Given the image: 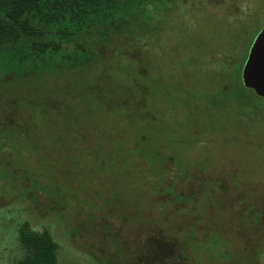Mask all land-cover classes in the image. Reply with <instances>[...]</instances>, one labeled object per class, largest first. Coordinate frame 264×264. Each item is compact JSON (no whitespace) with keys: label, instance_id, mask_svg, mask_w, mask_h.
I'll return each instance as SVG.
<instances>
[{"label":"rangeland","instance_id":"1","mask_svg":"<svg viewBox=\"0 0 264 264\" xmlns=\"http://www.w3.org/2000/svg\"><path fill=\"white\" fill-rule=\"evenodd\" d=\"M165 2L154 18L171 34L151 44L145 34L139 50L126 33L103 51L115 61L146 51L150 72L139 83L162 130L147 131L139 115L119 111L107 122L91 111L83 139L43 130L0 150V264L23 257L25 222L52 233L59 264H264V99L251 96L243 111L232 100L212 105L215 81L202 62L218 52L243 58L264 28V0ZM148 138L182 158L165 161L162 184L154 166L136 162ZM137 171L154 175L155 193L137 184Z\"/></svg>","mask_w":264,"mask_h":264},{"label":"trees","instance_id":"2","mask_svg":"<svg viewBox=\"0 0 264 264\" xmlns=\"http://www.w3.org/2000/svg\"><path fill=\"white\" fill-rule=\"evenodd\" d=\"M165 1L0 0V150L32 144L43 130L61 141L66 133L83 139L96 123L91 111L107 122L119 111L139 115L147 131H161L148 111L150 89L139 83L150 72L145 68L146 51L141 60L119 56L116 61L103 51L120 43L126 33L139 50L145 34H152L150 44L171 34L164 21L154 18L167 9ZM248 55H205L207 77L215 81V94L208 98L212 105L232 100L236 110L243 111L251 96L260 98L242 82ZM119 59L132 68H124ZM144 141L135 147L136 162L154 166L151 172L162 184L165 161L174 160L177 167L182 158L163 156L159 151L169 145L162 138ZM153 177L137 171L136 181L155 193ZM153 199L148 198L152 205ZM18 241L24 255L16 264H59L60 245L49 230L37 231L25 222L18 228Z\"/></svg>","mask_w":264,"mask_h":264},{"label":"water","instance_id":"3","mask_svg":"<svg viewBox=\"0 0 264 264\" xmlns=\"http://www.w3.org/2000/svg\"><path fill=\"white\" fill-rule=\"evenodd\" d=\"M242 82L247 90L264 99V28L250 48L242 71Z\"/></svg>","mask_w":264,"mask_h":264}]
</instances>
